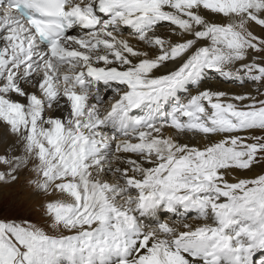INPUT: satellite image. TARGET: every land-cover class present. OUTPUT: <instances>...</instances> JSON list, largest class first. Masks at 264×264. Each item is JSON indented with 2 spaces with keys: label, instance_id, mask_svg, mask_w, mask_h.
<instances>
[{
  "label": "snow or ice",
  "instance_id": "snow-or-ice-1",
  "mask_svg": "<svg viewBox=\"0 0 264 264\" xmlns=\"http://www.w3.org/2000/svg\"><path fill=\"white\" fill-rule=\"evenodd\" d=\"M0 126V264H264V0H0Z\"/></svg>",
  "mask_w": 264,
  "mask_h": 264
},
{
  "label": "rangeland",
  "instance_id": "rangeland-1",
  "mask_svg": "<svg viewBox=\"0 0 264 264\" xmlns=\"http://www.w3.org/2000/svg\"><path fill=\"white\" fill-rule=\"evenodd\" d=\"M255 31L257 34H261L262 32L259 27H256ZM208 75L210 76L211 80H216V84L219 89L226 90L229 93L242 94L252 91L254 88V85H252L251 82L245 83L243 86H241L239 81H226L221 79L215 73H209ZM1 139L4 138L2 137ZM0 154L3 153L0 152ZM255 170L256 171L254 174H258L260 172L259 168H256ZM252 173H245V175ZM22 177L23 176H21L20 180L15 184L11 186H4V188L0 189V218L7 217L16 220L26 219L43 225L45 224L46 218L44 217L40 204L44 197L34 193L28 182H23L21 180ZM30 178L31 175H28L26 181H28ZM194 216L195 213H191L189 215V222L195 221L193 219Z\"/></svg>",
  "mask_w": 264,
  "mask_h": 264
},
{
  "label": "bare ground",
  "instance_id": "bare-ground-1",
  "mask_svg": "<svg viewBox=\"0 0 264 264\" xmlns=\"http://www.w3.org/2000/svg\"><path fill=\"white\" fill-rule=\"evenodd\" d=\"M162 30H165V29H162ZM257 31V30H256ZM79 32L77 31V30H75L72 34H78ZM124 35L125 36H128L129 34H128V32H125L124 33ZM207 86H210V87H212V88H217V89H219L218 87H217V82H216V80L214 79V80H211V78H210V76L208 75V77L206 78V80H205V82H204ZM220 86V85H219ZM221 87V86H220ZM237 92V91H236ZM184 95V94H183ZM4 138V139H1V138ZM3 140V141H2ZM16 144V139H15V137H13V136H11V135H8V134H6L5 133V130H4V128L2 127V126H0V152L1 153H4L5 152V150H6V148L7 147H9V146H11V145H15ZM5 170V166L4 165H2V164H0V171H4ZM255 171L256 170H254V172L252 173V174H247V175H254V173H255ZM28 175H31L28 171H23L22 172V174H21V176H23L22 177V181L24 182H27L26 181V178L28 177ZM4 186L5 185H2V184H0V189H2V188H4ZM53 198H55V197H53ZM160 215V217L162 218V219H164V220H169V221H171V220H173V219H175V217L171 214V213H169V214H163V213H160V214H158V216ZM191 223H197V221L195 220V221H193V222H191Z\"/></svg>",
  "mask_w": 264,
  "mask_h": 264
}]
</instances>
